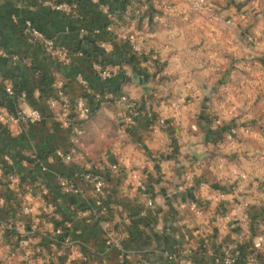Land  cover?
<instances>
[{
  "label": "crops",
  "instance_id": "1",
  "mask_svg": "<svg viewBox=\"0 0 264 264\" xmlns=\"http://www.w3.org/2000/svg\"><path fill=\"white\" fill-rule=\"evenodd\" d=\"M103 1L117 7L120 0ZM164 1L157 0L142 19L146 53L138 59L121 42L103 50L96 45L103 37L81 34V27L102 22L96 4L87 0H0V106L5 114L0 118V162L4 154L11 155L23 187L33 189L34 205L50 202L63 221L72 223V237L88 256L84 264H117L124 251L128 264H178L176 255L180 264H214L228 243L243 256L236 264H246L264 227V64L259 63L264 58V6L213 0L226 13L246 14L227 28L210 22L207 14L186 22L189 0H175L168 29L161 23ZM60 2L78 8L55 10ZM32 25L84 55L66 62L51 57L29 32ZM247 30L259 38L249 48ZM154 50L156 66L151 67L145 59ZM96 58L119 70L114 78L96 76ZM60 82L68 97H83L92 109L80 135L73 114H66L59 101L55 107L49 104ZM7 85L25 93L24 103L37 108L43 119L8 122L16 99L5 92ZM111 90L138 102L135 125L120 118L115 102L99 98ZM170 99L178 109L170 107ZM159 117L166 123L158 127ZM246 124L249 132L242 130ZM232 130L236 133L229 138ZM74 148L83 152V163L53 156L57 149ZM41 163L48 171L40 169ZM235 168L248 177L242 180ZM192 170L197 172L193 181L187 178ZM81 172L103 178V212L92 182ZM61 178L72 179L81 192L64 193ZM140 184L147 186L155 210L146 205ZM0 195L8 200L6 211L19 212L24 198L16 190L3 183ZM194 201L200 213L191 209ZM222 214L232 216L226 227L219 223ZM108 227L121 247L106 245ZM257 264H264V254Z\"/></svg>",
  "mask_w": 264,
  "mask_h": 264
},
{
  "label": "built area",
  "instance_id": "2",
  "mask_svg": "<svg viewBox=\"0 0 264 264\" xmlns=\"http://www.w3.org/2000/svg\"><path fill=\"white\" fill-rule=\"evenodd\" d=\"M124 5L119 1V5L114 7L110 2L103 0H87L90 5L96 4L102 17V24L96 27L88 28L81 27L80 32L84 37H103L96 39V45L103 50L108 49V44L114 41L121 42L127 47L128 52L134 58L146 53V34L144 29L140 28L142 19L146 12L157 3V0H122ZM253 7L263 5L264 0H246ZM78 8L77 4H69L60 2L54 6L55 10L70 11ZM163 16L161 23L164 28L172 29L171 18L176 14L175 0H165L162 3ZM226 9H222L213 0H189L188 10L185 14H189L185 18L186 22H190L192 16L207 14L210 22L222 23L227 28H232L237 25L240 18L244 19L246 14L238 11L226 13ZM31 25V24H30ZM128 26V28H127ZM178 33H183V29L173 26ZM29 32L34 40L43 43L46 53L61 61H70L74 56H83L84 52L81 49H71L66 45H59L56 41L48 36L43 30L36 26H30ZM244 42L247 48L256 45L259 42L258 35L251 30L244 33ZM1 54L4 52L1 50ZM156 51H152L145 61L151 67L156 66L155 62ZM259 63L264 64V58L259 60ZM93 68L96 76L101 81H109L118 73V69L114 66L105 64L103 61L96 59L93 63ZM77 78L88 84V80L82 75ZM5 92L11 98L16 99L15 112L8 114L6 119L8 122L25 121L39 122L43 119L42 113L34 107L26 105L24 102L26 94L18 93L12 85L5 87ZM102 102L113 101L119 106L120 118L128 125L136 124L139 116V104L136 100L130 98L127 93L107 91L98 95ZM61 102V109L66 114H73L71 121L76 123L75 132L80 135L83 133V123L90 117L92 109L89 103L83 97L72 100L63 90V83L60 82L57 96L49 100L51 107H55ZM169 105L172 108L178 109L179 105L176 100L170 99ZM4 108L0 106V118L4 119ZM5 119V120H6ZM166 123L164 117L157 119V126H162ZM242 130L249 132V125H243ZM236 130L228 135L232 138ZM53 156L67 163H83L84 154L76 148L64 152L57 149L53 152ZM42 171H48L46 164H40ZM239 177L243 180L248 177V174L234 169ZM80 177L88 179L92 182L95 203L104 211L105 197V182L102 177L81 172ZM197 177L196 170H192L187 175L188 180L193 181ZM255 178L257 176H254ZM7 184L9 187L16 190L17 194L24 198L23 203L19 207L17 215L9 214L6 211L7 198L0 195V264H84L88 260V256L84 251L78 248L76 241L72 237V223L63 221L60 213L56 210L52 203H44L42 207H36V196L33 194V189L29 186L25 188L22 185V179L17 171V165L9 154L3 155V161L0 162V184ZM61 190L64 193L79 194L80 188L70 178H61ZM241 187V185L239 186ZM140 189L146 205L155 210V200L150 196L147 186L140 184ZM45 191H41V195ZM223 198L224 194L221 193ZM191 209L200 213L202 208L199 202L194 201L190 205ZM221 226L226 227L232 221L230 214H222L219 218ZM107 241L106 245L121 247V239L116 237L115 231L108 227L106 229ZM264 254V227L257 236L252 246V256L245 260L246 264H257L259 259ZM178 264H180L179 256L176 255ZM242 254L234 243L225 244L222 247L221 253L215 258L214 264H236L242 260ZM244 259V258H243ZM117 264H128L127 253L124 251L120 254ZM191 264H200L197 261Z\"/></svg>",
  "mask_w": 264,
  "mask_h": 264
},
{
  "label": "trees",
  "instance_id": "3",
  "mask_svg": "<svg viewBox=\"0 0 264 264\" xmlns=\"http://www.w3.org/2000/svg\"><path fill=\"white\" fill-rule=\"evenodd\" d=\"M120 2L124 5V2L125 1H122V0H120ZM100 24H102V22L100 23ZM96 57H97V55H96ZM97 59V58H96ZM20 207V206H19ZM7 213H9V214H13V215H17L18 213H16V212H11V211H7Z\"/></svg>",
  "mask_w": 264,
  "mask_h": 264
}]
</instances>
